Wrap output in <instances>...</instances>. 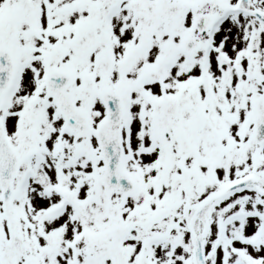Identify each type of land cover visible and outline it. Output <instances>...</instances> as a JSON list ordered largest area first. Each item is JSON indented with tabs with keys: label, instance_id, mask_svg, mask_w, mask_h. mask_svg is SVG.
<instances>
[{
	"label": "snow or ice",
	"instance_id": "snow-or-ice-1",
	"mask_svg": "<svg viewBox=\"0 0 264 264\" xmlns=\"http://www.w3.org/2000/svg\"><path fill=\"white\" fill-rule=\"evenodd\" d=\"M0 264H264V0H0Z\"/></svg>",
	"mask_w": 264,
	"mask_h": 264
}]
</instances>
